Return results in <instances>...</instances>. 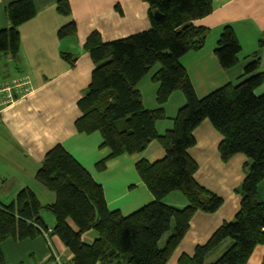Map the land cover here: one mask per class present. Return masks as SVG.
<instances>
[{"label":"trees","instance_id":"trees-1","mask_svg":"<svg viewBox=\"0 0 264 264\" xmlns=\"http://www.w3.org/2000/svg\"><path fill=\"white\" fill-rule=\"evenodd\" d=\"M144 1L149 4V30L108 42L98 31L87 37L84 47L96 68L87 92L78 101L82 115L75 125L80 133L102 135L101 146L111 149L108 159L140 153L151 141L158 140L165 156L136 164L154 201L129 215L111 211L103 186L58 144L48 151L35 175L44 188L55 194V201L43 204L36 192L26 187L11 204L0 205V264L6 263L2 249L5 240L33 239L40 228L46 227L41 214L44 209L54 215L51 232L72 253L73 264H168L195 214L214 213L224 203L222 196L196 180L199 165L189 153L196 144L194 131L206 119L222 135L219 154L224 162L237 154L245 155L250 162L244 165L248 172L237 190L241 202L235 220L224 221L204 244L196 246L192 255L183 254L179 264H207L228 239L233 240L232 245L210 264H247L255 248L264 244V202L258 192L264 180V92H256L264 84V71H258L260 59L255 54L239 84H225L201 98L180 59L204 47L207 30L195 21L213 11V0ZM57 11L71 15L70 0H58ZM36 14L34 0L8 4L6 15L11 26L0 29V53L18 55L19 28ZM77 32L76 22L71 21L58 30V36ZM260 45H264V36ZM240 50L235 30L226 26L215 49L221 67L227 70L237 65ZM151 72L159 83L157 109L145 108L139 90V83ZM176 91L183 93L186 104L173 118V127L160 134L157 122L167 117L163 105ZM106 160L99 163L100 168ZM175 190L188 201L183 209L163 201ZM91 230L98 236L88 243L83 235ZM171 230L164 247H159L162 237Z\"/></svg>","mask_w":264,"mask_h":264},{"label":"crops","instance_id":"crops-1","mask_svg":"<svg viewBox=\"0 0 264 264\" xmlns=\"http://www.w3.org/2000/svg\"><path fill=\"white\" fill-rule=\"evenodd\" d=\"M13 1L0 0V29L11 26L6 7ZM57 1L34 0L37 14L19 28L18 55L0 53V85L25 78L31 87L28 93L22 97L19 94L16 102L0 111V205L11 204L26 187L34 190L40 200V195L46 197L48 202L43 204L54 202L55 194L44 191L35 175L48 151L61 144L103 186L108 208L129 215L155 199L136 170L137 162H155L165 156V149L158 140H153L140 153L108 159L111 149L101 146L102 135L80 133L75 123L82 115L78 101L87 92L96 67L84 47L87 37L98 31L108 42L149 30V4L144 0H70L72 13L65 16L57 11ZM71 21L77 24V34L60 38L58 30ZM195 25L206 28L205 45L201 50L185 54L180 62L186 67L199 97L225 84L242 82L245 66L255 54L260 59L258 71H264V45H260L264 36V0H213V11L196 20ZM226 26L235 30L241 46L239 63L227 70L221 67L215 54L218 38ZM158 88L152 72L139 83L145 108L159 107ZM256 92L262 94L264 84ZM185 104L182 92L176 91L170 96L163 105L167 117L156 125L160 134L173 127V118ZM194 135L196 144L189 153L199 165L195 178L222 196L224 203L214 213L198 211L195 214L188 233L168 264H179L183 254L192 255L196 246L204 244L224 221L235 218L241 202L237 190L248 172L244 165L250 160L243 154L227 162L221 159L222 135L211 121L204 120ZM105 159L104 167L100 168L99 163ZM261 188L264 180L258 186L259 197L264 202ZM163 201L178 209L188 205L178 190L170 192ZM42 218L46 227L40 228L35 238H9L2 243L5 264H24L23 256L38 257L40 264H54L55 254L67 262L72 260V253L69 255L70 251L57 236L52 232L48 237L45 234L48 229L53 230L55 217L44 212ZM171 233L172 230L165 242ZM96 238L91 236L85 241L92 243ZM247 264H264V244L255 248Z\"/></svg>","mask_w":264,"mask_h":264},{"label":"built area","instance_id":"built-area-1","mask_svg":"<svg viewBox=\"0 0 264 264\" xmlns=\"http://www.w3.org/2000/svg\"><path fill=\"white\" fill-rule=\"evenodd\" d=\"M29 81L25 78L17 81L15 83H4L0 85V111H2L5 107L13 104L18 100V95L21 97L30 91ZM52 229H48L45 233L47 237L49 236ZM54 264H72L70 262L65 261L64 257L60 254H55Z\"/></svg>","mask_w":264,"mask_h":264},{"label":"rangeland","instance_id":"rangeland-1","mask_svg":"<svg viewBox=\"0 0 264 264\" xmlns=\"http://www.w3.org/2000/svg\"><path fill=\"white\" fill-rule=\"evenodd\" d=\"M96 68V67H95ZM43 189H44V191H48V190H45V188L43 187ZM240 190V189H239ZM261 196L264 198V188H261ZM40 198H41V200H42V202H48L47 201V199H46V197H44L43 195H40ZM44 212L45 213H49V214H51V215H53L52 214V212H50L49 210H47V209H44L43 211H42V215L44 214ZM54 216V215H53ZM235 220V218L232 220V221H234ZM91 236H98V233H97V231H95V230H91V231H89V232H87L85 235H84V240H88ZM166 236H167V234H165L163 237H162V239L160 240V242H159V247H164V244H165V239H166ZM232 243H233V240L232 239H228L224 244H222V246L216 251V252H214L208 259H207V264H210V263H212V262H214L217 258H219L223 253H221V252H225L231 245H232ZM69 255H71V252H69ZM23 258L25 259L24 260V264H40L41 263V261L39 260V258L38 257H24L23 256ZM250 260V259H249ZM70 263H72L73 264V261L71 260V261H69ZM13 264V263H12Z\"/></svg>","mask_w":264,"mask_h":264},{"label":"water","instance_id":"water-1","mask_svg":"<svg viewBox=\"0 0 264 264\" xmlns=\"http://www.w3.org/2000/svg\"><path fill=\"white\" fill-rule=\"evenodd\" d=\"M156 16H157V17H159V16H160V14H159V13H156Z\"/></svg>","mask_w":264,"mask_h":264}]
</instances>
